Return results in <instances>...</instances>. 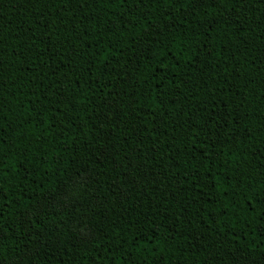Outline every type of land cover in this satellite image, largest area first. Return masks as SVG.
<instances>
[{
  "label": "trees",
  "instance_id": "16d2710c",
  "mask_svg": "<svg viewBox=\"0 0 264 264\" xmlns=\"http://www.w3.org/2000/svg\"><path fill=\"white\" fill-rule=\"evenodd\" d=\"M0 264H264V0H0Z\"/></svg>",
  "mask_w": 264,
  "mask_h": 264
}]
</instances>
